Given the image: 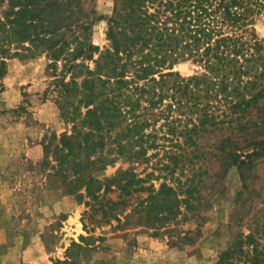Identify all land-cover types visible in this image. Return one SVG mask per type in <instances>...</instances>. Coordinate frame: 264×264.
Instances as JSON below:
<instances>
[{
	"label": "rangeland",
	"instance_id": "obj_1",
	"mask_svg": "<svg viewBox=\"0 0 264 264\" xmlns=\"http://www.w3.org/2000/svg\"><path fill=\"white\" fill-rule=\"evenodd\" d=\"M83 1L84 9L93 8L96 14L88 39L101 50L109 43L106 31L114 0ZM247 35L264 44V10L254 16ZM18 51L7 59L6 72L0 77V264H227V254H222L221 260L219 257L237 229L245 234L250 221L258 218L264 222V152L244 164L243 187L240 168L227 167V154L217 148L220 143L227 145L234 124H228L226 118L213 126L204 124L206 129L193 134L196 146L184 143V136L178 135L185 123L191 125L189 117L197 121L204 99L189 107L182 105L186 98L181 96V105L168 107L170 89L163 86L166 96L163 104L153 109L151 119L159 113L160 117L143 128L152 136L143 141L146 149L141 158L129 154L138 148V142L131 147L135 138L116 135L130 126L128 115L119 117V123L111 127L112 135L105 138L102 153L88 154L81 145L72 155L63 156L66 151L59 148L57 138L64 130L70 132L72 122L68 119L73 116L69 101L61 106L59 80H68L74 73L79 83L85 67L94 69L95 64L78 57L75 62L82 61V65L67 72L60 58L52 63L43 53L32 56L22 48ZM97 55L93 53V58ZM163 71L189 77L200 74L204 67L187 58ZM173 78L169 77L168 84ZM139 100L136 112H145L142 107L146 103L142 97ZM209 103L210 110L218 113L217 119L222 110L227 111V104L217 98L211 96ZM84 110L79 103L76 111ZM150 112L146 110V115ZM166 115L174 120V133L161 125ZM75 119L79 120L78 115ZM119 138L126 149L121 154L116 152ZM150 138L155 146H149ZM86 153L95 161L85 173H92L97 180L89 195H84L82 177L73 181L71 168V161L82 167ZM111 157L113 161H107ZM130 176L141 180L120 187ZM190 176L195 187L190 199L194 206L185 209L179 202V212L168 213L159 205V184L165 181L181 193L185 187L181 184ZM74 182L80 193L74 189L66 193ZM237 217H242L239 226ZM37 238L44 247L42 256L30 246ZM260 242L264 246V241Z\"/></svg>",
	"mask_w": 264,
	"mask_h": 264
},
{
	"label": "trees",
	"instance_id": "obj_2",
	"mask_svg": "<svg viewBox=\"0 0 264 264\" xmlns=\"http://www.w3.org/2000/svg\"><path fill=\"white\" fill-rule=\"evenodd\" d=\"M83 3V0H0V77L6 72L7 59L18 55L19 48L32 56L43 53L52 63L62 59L67 72L82 65V61L75 62L78 57L95 64L94 69L85 67L79 83L74 73L69 74L68 80H59L63 88L61 106L69 101L73 116L68 119L72 122L70 132L64 130L57 138L59 148L66 151L63 156L72 155L73 149L81 145L88 154L96 150L102 153L105 138L112 135L111 127L119 123V117L128 115L130 126L116 135L135 138L131 147L138 142V148L129 154L141 158L146 149L143 141L148 142L152 136L143 128L160 117L159 113L151 119L153 109L163 104L166 93L162 88L166 86L170 89L168 107L181 105V96L186 98L182 105L189 107L204 99L195 117L197 121L189 117L191 125L185 123L178 131V135L184 136V143L196 146L194 135L206 129L204 124L213 126L224 118L228 124H234L235 131L228 134L227 145L220 143L217 148L227 154V167L240 168L243 182L244 164L264 152V44L247 35L254 16L264 10V0H114L106 31L109 43L101 50L88 39L96 14L93 8L85 10ZM90 13L94 18L88 17ZM95 52L98 55L93 58ZM187 58L200 61L204 71L189 77L163 71ZM171 76L174 78L168 84ZM71 87L79 92L77 97ZM211 96L227 104V111L222 110L219 119L218 113L210 110ZM141 97L146 103L142 107L145 112H136ZM79 103L85 107L83 112L76 111ZM146 110L151 111L150 116ZM77 115L79 120L75 119ZM167 118L166 115L161 125L167 126L166 132L174 133V120ZM85 125L87 128L83 130ZM150 140L149 146H155ZM116 145L118 154L126 150L121 138ZM87 153L82 167L71 161L72 179L83 178L80 184L84 186V195L92 194L90 187L97 181L92 173H85L95 161ZM173 162L176 163L175 157ZM137 180L141 179L130 176L120 187L128 188ZM192 184L193 176L186 177L181 184L185 187L177 193L174 186L162 181L158 189L162 194L159 205L165 206L168 213L179 212L180 203L185 209L194 206L190 200L195 190ZM75 186L74 182L66 193L79 192L80 188ZM106 189L107 185L103 191ZM236 220L239 226L242 217ZM253 222L250 221L245 234L237 229L220 260L222 254H227V264H264V246L260 242L264 241V222L258 218Z\"/></svg>",
	"mask_w": 264,
	"mask_h": 264
},
{
	"label": "crops",
	"instance_id": "obj_3",
	"mask_svg": "<svg viewBox=\"0 0 264 264\" xmlns=\"http://www.w3.org/2000/svg\"><path fill=\"white\" fill-rule=\"evenodd\" d=\"M34 242H35V244H34ZM30 246H34L37 249V251L39 252V256H42V254L40 255V253H42V250L44 249V247H43V244L39 238H37L35 241H33V244H31ZM34 264H39V262H35ZM69 264H71V263H69ZM175 264H179V263H175Z\"/></svg>",
	"mask_w": 264,
	"mask_h": 264
}]
</instances>
